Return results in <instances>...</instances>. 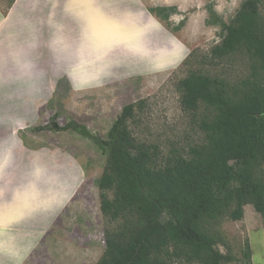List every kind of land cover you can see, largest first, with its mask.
I'll list each match as a JSON object with an SVG mask.
<instances>
[{
  "label": "rangeland",
  "instance_id": "1",
  "mask_svg": "<svg viewBox=\"0 0 264 264\" xmlns=\"http://www.w3.org/2000/svg\"><path fill=\"white\" fill-rule=\"evenodd\" d=\"M243 1L0 0V24L10 13L0 26V264L98 263L112 226L99 191L107 158L66 125L106 139L134 104L129 128L160 158L202 144L205 109L184 110L179 82L193 71L232 83L249 74L242 48L211 58L215 23H229ZM161 8L174 9L167 20L152 13ZM71 73L88 83L74 86ZM219 227L230 264H243L247 244L252 263L264 264V217L251 205Z\"/></svg>",
  "mask_w": 264,
  "mask_h": 264
},
{
  "label": "trees",
  "instance_id": "2",
  "mask_svg": "<svg viewBox=\"0 0 264 264\" xmlns=\"http://www.w3.org/2000/svg\"><path fill=\"white\" fill-rule=\"evenodd\" d=\"M261 3L244 0L229 23L214 22L221 26V42L211 58L242 48L251 60L245 78L232 83L193 71L179 82L184 110L205 109L202 144L160 158L156 145L138 142L129 128L134 104L123 108L106 139L75 122L66 125L93 140L107 158L99 191L101 212L112 226L97 264H230L236 258L219 227L222 221H241L248 205L264 217ZM173 10L152 13L167 20ZM243 264H253L249 244Z\"/></svg>",
  "mask_w": 264,
  "mask_h": 264
},
{
  "label": "crops",
  "instance_id": "3",
  "mask_svg": "<svg viewBox=\"0 0 264 264\" xmlns=\"http://www.w3.org/2000/svg\"><path fill=\"white\" fill-rule=\"evenodd\" d=\"M18 4V1L16 2V5ZM14 8H16L15 6H14ZM84 8V7H83ZM84 9H87L86 11H88V7L87 8H84ZM1 13V12H0ZM91 13H92V15L93 14H97L98 12H97V10L96 9H93L92 11H91ZM10 16V13L8 14V17ZM8 17H5V20L4 21H7L9 18ZM4 18V17H3ZM81 19H82V17H81ZM0 20H1V14H0ZM4 21H2V23L0 24V26H4V24L6 23H4ZM56 23H54V21L53 20H51V18H50V21H49V23H48V26H49V30H54V31H56V29H57V27L58 26H56L55 25ZM64 28H62V30H63ZM71 76V78H72V80H73V84H74V86H76V87H78L80 84L83 86V85H86L88 82L87 81H84V80H86V79H83V78H81L80 77V74H78V73H71L70 74ZM83 80V81H82ZM82 81V82H81ZM1 218V217H0Z\"/></svg>",
  "mask_w": 264,
  "mask_h": 264
}]
</instances>
